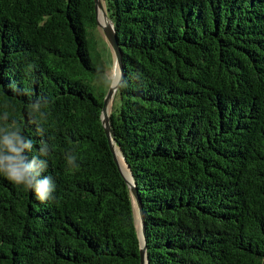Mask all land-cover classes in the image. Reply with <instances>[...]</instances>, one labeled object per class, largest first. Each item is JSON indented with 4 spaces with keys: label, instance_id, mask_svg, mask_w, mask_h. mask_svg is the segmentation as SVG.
<instances>
[{
    "label": "trees",
    "instance_id": "16d2710c",
    "mask_svg": "<svg viewBox=\"0 0 264 264\" xmlns=\"http://www.w3.org/2000/svg\"><path fill=\"white\" fill-rule=\"evenodd\" d=\"M102 4L128 84L110 125L142 205L148 264H264V0ZM96 28L94 0H0V111L12 106L37 147L52 137L42 175L56 183L41 203L0 176V264H140L100 119L109 83ZM36 96L54 101L43 137L26 112Z\"/></svg>",
    "mask_w": 264,
    "mask_h": 264
},
{
    "label": "clouds",
    "instance_id": "9594fccd",
    "mask_svg": "<svg viewBox=\"0 0 264 264\" xmlns=\"http://www.w3.org/2000/svg\"><path fill=\"white\" fill-rule=\"evenodd\" d=\"M34 69L35 65L30 63L25 71L31 73ZM109 80L113 84L118 83L121 88L128 86L122 69L117 70L114 78H105V83ZM7 87L20 95L30 94L15 82ZM53 103L50 97L36 96L27 105V116L36 126L35 132L38 136L43 137L48 131L45 125L48 124ZM11 107L5 104L0 111V176L14 186L33 193L41 203L52 201L56 198V183L51 175H42L47 173L53 156L54 145L49 142L52 137L41 139L37 147V142L25 135V125L12 115ZM63 158L68 170L80 167L74 149L65 151Z\"/></svg>",
    "mask_w": 264,
    "mask_h": 264
},
{
    "label": "water",
    "instance_id": "95a60500",
    "mask_svg": "<svg viewBox=\"0 0 264 264\" xmlns=\"http://www.w3.org/2000/svg\"><path fill=\"white\" fill-rule=\"evenodd\" d=\"M94 6H95V14H96V25L102 31L103 35L105 36V38H106V40H107V42H108V44H109V46L113 52L114 70H115V68H117L118 70L122 69L121 52H120V48L118 45L114 25H113L112 21L110 20V18L108 17L106 11L104 10L102 0H94ZM100 18H102V20L104 21V24H102L100 22ZM113 78H114V71H113ZM118 88H119L118 83H116V84L110 83L109 84L107 92H106L105 97L103 99V105L101 108L100 119H101V124H102L103 130H104V134L107 138L109 149L112 153L114 162L116 163L117 168H118L121 176L123 177V179H124V181L128 187L131 199H132V201H134L136 208L138 210L139 225L136 228V231H137V238H138V242H139L140 264H148V259H147V254H146L145 226H144L142 205H141V202H140V199L138 196V191L136 188L134 178H133V176L129 170L128 165L125 162L123 154L121 153L123 161H124L126 167L128 168L130 175L132 177V183L128 182V180L126 179V177L124 176V174L122 172L120 163H119L117 156H116V153H115V146H117V145H116V141L114 139V136L112 134L111 125H110L109 108H110V105L112 103V100H113L116 92L118 91ZM132 204H133V202H132Z\"/></svg>",
    "mask_w": 264,
    "mask_h": 264
},
{
    "label": "rangeland",
    "instance_id": "374dc122",
    "mask_svg": "<svg viewBox=\"0 0 264 264\" xmlns=\"http://www.w3.org/2000/svg\"><path fill=\"white\" fill-rule=\"evenodd\" d=\"M94 35L96 36L95 49H96V52L98 53V56L100 58V63H101L102 69L104 71V77L105 78H113V71H114V77H115L117 70H118L117 68H115V70H114L113 52H112L105 36L103 35V33L99 27H97L95 29ZM108 83L110 84L111 80H109ZM114 99H115V96H114L112 103L110 105L109 113L111 112V107H112ZM132 202H133L134 216H135V222H136V228H137L139 225V214H138V210L136 208L134 201H132Z\"/></svg>",
    "mask_w": 264,
    "mask_h": 264
},
{
    "label": "bare ground",
    "instance_id": "6f19581e",
    "mask_svg": "<svg viewBox=\"0 0 264 264\" xmlns=\"http://www.w3.org/2000/svg\"><path fill=\"white\" fill-rule=\"evenodd\" d=\"M100 22L102 24H104V21L102 20V18H100ZM115 153H116V156H117V159L120 163V166H121V169H122V172L124 174V176L126 177V179L128 180L129 183H132V177L130 175V172L128 170V168L126 167L124 161H123V158H122V155H121V152L119 150V148L117 146H115Z\"/></svg>",
    "mask_w": 264,
    "mask_h": 264
}]
</instances>
